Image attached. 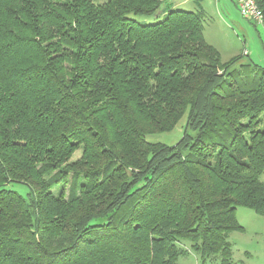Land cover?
<instances>
[{
  "label": "trees",
  "instance_id": "1",
  "mask_svg": "<svg viewBox=\"0 0 264 264\" xmlns=\"http://www.w3.org/2000/svg\"><path fill=\"white\" fill-rule=\"evenodd\" d=\"M174 3L0 0V264H233L264 218V67Z\"/></svg>",
  "mask_w": 264,
  "mask_h": 264
},
{
  "label": "rangeland",
  "instance_id": "2",
  "mask_svg": "<svg viewBox=\"0 0 264 264\" xmlns=\"http://www.w3.org/2000/svg\"><path fill=\"white\" fill-rule=\"evenodd\" d=\"M176 2V0H173ZM191 6L186 3L183 5L182 10L192 11ZM238 12V10H237ZM240 20L247 24L248 30L244 33H233L226 28L223 23L219 22L218 16L205 17L203 19V34L210 42H213L217 48L222 50L223 58L227 60L232 54L240 55L244 54V51L252 52L251 58L243 57L240 61L242 64H250L264 67V34L263 26L251 21L245 20L238 12ZM138 22H154V17H136ZM260 35H259V34ZM230 49V50H228ZM232 50V51H231ZM229 52V53H228ZM239 64L235 65L238 69ZM185 125V117L177 124L173 131L169 133L153 134L146 138L151 143H162L165 145H174L182 136V128ZM264 127V119L262 121ZM77 155H75V158ZM260 180L264 182V171L260 176ZM24 187L17 186L16 190L21 194L24 192ZM240 211H246L253 213L251 210L245 208L237 209ZM236 210V211H237ZM253 215V214H252ZM260 217V216H257ZM241 222L246 224L245 229L242 232H234L230 235L229 241L232 246V263L233 264H264V224H258L253 219H245L242 214ZM262 218V217H261ZM259 219V218H256ZM261 221V220H258ZM250 224V226L248 225ZM184 248L188 249L184 256L178 258V264H218L217 262H205L202 263L194 252L188 247V243H183Z\"/></svg>",
  "mask_w": 264,
  "mask_h": 264
},
{
  "label": "crops",
  "instance_id": "3",
  "mask_svg": "<svg viewBox=\"0 0 264 264\" xmlns=\"http://www.w3.org/2000/svg\"><path fill=\"white\" fill-rule=\"evenodd\" d=\"M259 2H262L264 0H257ZM186 3H188L192 9V11H197V9H201L203 12V19L205 17L207 18H211V17H215L218 16L219 18V22L223 23L226 28H228L229 30H231L233 33H244L245 31L248 30L247 24L240 20L238 17V12H237V6H236V2L235 0H176V2L174 3L175 7H183V5H185ZM212 21H214V19L211 18ZM247 20V19H245ZM249 21V20H247ZM252 22V21H251ZM263 26V34H264V21L261 24ZM259 34V33H258ZM260 35V34H259ZM205 41L210 44L211 46H213L215 49H217V51L219 52L220 58L223 62L228 61L229 59L233 58L234 56H237V54L235 55H231L229 56V58L227 60H225V58H223V53L221 52L222 50H220L219 48H217V46H215V44L213 42H210L209 40H207V38L205 37V35L203 34ZM230 50V49H228ZM232 51V50H231ZM229 53V52H228ZM240 55H245L246 57L251 58L252 56V52H247L244 51V54H240ZM264 55V52H263ZM264 59V58H260L259 60ZM244 215L247 219H253L255 223L258 224H264V218L261 217H257L256 214L254 213H249L246 211H236V218L239 222L240 225L245 226L246 224H244L243 222H241V215ZM253 214V215H252ZM259 218V219H256ZM261 220V221H258ZM248 225L250 226V224L248 223ZM242 226V227H243ZM245 229V227H243V230Z\"/></svg>",
  "mask_w": 264,
  "mask_h": 264
},
{
  "label": "built area",
  "instance_id": "4",
  "mask_svg": "<svg viewBox=\"0 0 264 264\" xmlns=\"http://www.w3.org/2000/svg\"><path fill=\"white\" fill-rule=\"evenodd\" d=\"M239 14L249 21L257 24L263 23V13L259 9L256 0H235Z\"/></svg>",
  "mask_w": 264,
  "mask_h": 264
}]
</instances>
